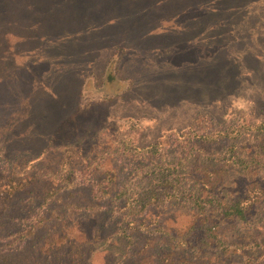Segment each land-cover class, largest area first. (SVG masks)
Returning <instances> with one entry per match:
<instances>
[{
  "label": "rangeland",
  "instance_id": "rangeland-1",
  "mask_svg": "<svg viewBox=\"0 0 264 264\" xmlns=\"http://www.w3.org/2000/svg\"><path fill=\"white\" fill-rule=\"evenodd\" d=\"M21 1L30 7L39 0ZM50 1L60 13L56 38L37 33L28 11L21 25H10L12 36L0 39V193L13 183L25 187L11 200L0 199L10 205L1 219L0 254L10 255L6 264H163V253L177 258L179 251L161 244L193 220L198 191L192 167L216 168L233 143L243 149L264 140V133L245 128L237 138L216 141L178 136L190 129L233 135L245 124L264 122V0ZM113 74L115 83L108 79ZM91 75L93 86L102 88L86 85L81 92ZM63 121L62 134L78 124L71 136L78 145L61 146L60 136L50 146ZM123 138L159 150L126 159L114 151ZM46 147L35 164L26 163ZM61 167L87 168L97 182L109 173L115 191L94 198L91 182L73 188L52 180ZM176 174L182 182L169 190L172 196L150 204L139 218L153 232L135 224L133 238L126 237L120 230L125 200L115 198L117 191L128 189L143 204L154 185ZM257 176L264 182V171ZM253 179L231 172L206 210L218 216L219 204ZM27 218L30 224L22 221ZM35 224L36 233L21 246L2 250L15 237L7 234ZM221 233L225 247L192 262L264 264V200L246 221L223 224Z\"/></svg>",
  "mask_w": 264,
  "mask_h": 264
},
{
  "label": "trees",
  "instance_id": "trees-1",
  "mask_svg": "<svg viewBox=\"0 0 264 264\" xmlns=\"http://www.w3.org/2000/svg\"><path fill=\"white\" fill-rule=\"evenodd\" d=\"M40 1V0H39ZM36 2L35 5L28 7L25 5V1L21 0H0V39L6 37L8 33H10V29L12 28L10 25H21L24 20H26V15L28 11L32 12L33 15H28V22H35L37 33L41 34V36H51L49 38H56L54 35L58 34L59 30H55L58 26V18L60 13L54 12V8L52 9L53 3L48 0H41L40 2ZM70 2H67L65 7H69ZM237 8H239L237 6ZM18 9V10H17ZM17 10V11H16ZM47 10H51L48 14L44 13ZM21 23V24H20ZM54 33V34H53ZM112 61H114L112 59ZM112 65V62L109 63V66ZM108 66L106 68V71ZM93 75L87 79L86 83L82 87L81 92L85 91L86 85L93 86L94 80ZM95 78V77H94ZM109 81H113L115 83L117 80L116 75H110L108 77ZM89 87V86H88ZM101 86H93L92 89H101ZM109 94V92L107 93ZM106 94V95H107ZM105 95V96H106ZM116 94L112 95L115 96ZM108 96V95H107ZM58 118L61 119V116L58 113ZM131 123V122H130ZM56 126L53 134L50 136L49 144L55 143L56 140L59 139L60 136H63L64 140H61V146L72 147L78 145L76 141H73L71 136H75L77 132H74L76 129L77 123L74 126L69 127L68 132L61 133L63 131L62 127L65 128L66 122L63 121L61 125ZM132 126H135V123H132ZM136 128V127H131ZM255 131L257 133H264V122L257 123L254 125L245 124L240 127L238 130L233 131V135L230 133H217V137L210 136L206 134L199 135L195 130L190 129L187 133L178 134L181 140H185L186 138H202L204 140H219L221 137H233L237 138L243 133V129ZM62 134V135H61ZM157 145H150L149 147H137L134 144V141H129L128 138H123L122 141L118 142L114 151L125 153L126 159H135L136 156L142 155L143 152L147 151V153H155L159 150L156 147ZM48 147L39 152V154L35 156L28 155L26 158L28 161L26 163L35 164L37 160L46 152ZM191 148V147H190ZM6 145H3L2 151L6 152ZM229 155L225 158L224 163L219 165L216 168H210L204 165L194 166L189 174L195 179L197 193L192 195V201L197 206V209L193 213V220L191 224L183 229L184 231L169 235V239L165 242H162L161 246L166 247L168 249H173L179 251L176 253L178 257H174L171 260L166 258L165 253H163V264H175L176 260H179L180 264H195V259L199 256L201 257L207 250H212L215 247H225V241L223 235L221 233L223 224H231L232 222L237 221H246L248 217L255 213L260 203L264 200V182L258 179L259 173L264 171V140H261L259 143L253 144L251 146H247L246 148L240 149V147L233 143L229 148ZM20 156H13L12 158L16 159ZM23 157V156H22ZM9 158V157H8ZM9 160V159H8ZM12 161V160H11ZM94 161V160H93ZM24 164L22 167H26ZM36 166V165H33ZM89 169L83 168H68L61 167L60 169L54 171L52 173V180L61 181L67 183L66 186H72L73 188L88 184L91 182V193L93 197H99L100 195L110 196L113 194V188H110V184L115 180L109 173H106V177L101 179V181L97 182L98 179L93 177V172L89 173ZM23 174L26 172L25 170H21ZM197 172V173H196ZM231 172H238L243 174L244 176L253 177L254 179L249 182L244 190L241 193H237L229 202L220 203L219 204V212L218 216L210 214L206 208L212 207L214 204L213 196L220 195L223 181L228 174ZM10 173L9 175H11ZM174 178H167L162 180V182H158L156 186L154 185L152 192L149 196L151 198L148 202L140 204L137 198L130 193L128 189L121 188L117 191L115 198L124 199L125 204L122 208V212H120L121 220H120V230L121 232L132 239L133 236L130 234V228H135V224L140 226V228H145L149 232L150 229L141 226L139 222V218L144 216L147 208L150 204L158 202L162 200L163 196H172L169 191L171 188L178 186L182 182L180 174H176ZM186 177V175H184ZM107 178V179H106ZM60 183V182H59ZM14 186V183L6 187L0 193V199L8 201L11 200L18 192L23 190V187ZM70 187L64 188L68 189ZM71 189V188H70ZM60 193V190H56V195ZM162 196V197H161ZM75 208L83 209L84 206L74 205ZM10 205H7L3 202H0V229L4 228L6 224L2 223V215L5 212H8ZM19 211H24L25 208L21 205L18 207ZM5 216V215H3ZM23 222L29 223V219L22 220ZM139 222V223H138ZM43 221H40L39 226H42ZM29 228V229H28ZM5 229V228H4ZM38 227L33 225L32 227H28V225H21L20 229L16 233L7 234L5 238H9L14 235V239L10 238V242H7L2 250H9L15 244L19 243L22 245V242L28 238L29 236L36 233ZM28 232V233H27ZM230 250V249H229ZM169 255V254H167ZM153 257V254H151ZM10 260L9 254H0V264H6ZM149 264H157L149 261Z\"/></svg>",
  "mask_w": 264,
  "mask_h": 264
}]
</instances>
